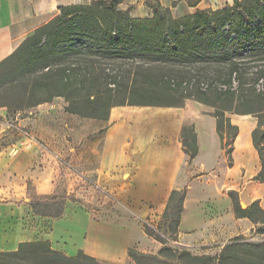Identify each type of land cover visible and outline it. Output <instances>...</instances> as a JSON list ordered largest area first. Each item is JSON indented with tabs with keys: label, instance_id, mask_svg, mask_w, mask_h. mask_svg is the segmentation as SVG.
Here are the masks:
<instances>
[{
	"label": "trees",
	"instance_id": "trees-1",
	"mask_svg": "<svg viewBox=\"0 0 264 264\" xmlns=\"http://www.w3.org/2000/svg\"><path fill=\"white\" fill-rule=\"evenodd\" d=\"M122 0H92L66 5L36 28L0 61V107L22 111L62 97L65 111L106 120L113 106H183L194 100L212 108L215 130L227 162L238 127L228 114L251 115L256 125L251 140L260 159L255 180H264V0H233L221 9H203L174 17L159 0H146L148 18H132L120 9ZM190 4L195 5L192 1ZM96 57L130 63L121 71L103 68ZM169 67L168 71L163 68ZM180 69H177V68ZM262 88H256L258 81ZM189 160L197 154L192 124L180 132ZM233 211L260 225L264 210L254 201L239 205L229 191ZM185 190L170 191L160 222H143L145 233L158 241L156 253L127 250L134 264H264V241L242 235L231 238L215 255H195L172 247L183 210ZM60 199L55 204L56 200ZM74 194L35 196L29 205L40 214L59 216L64 201ZM55 211L47 212L49 209ZM0 264H102L79 250L67 256L45 240L20 242L15 250L0 251Z\"/></svg>",
	"mask_w": 264,
	"mask_h": 264
},
{
	"label": "crops",
	"instance_id": "crops-1",
	"mask_svg": "<svg viewBox=\"0 0 264 264\" xmlns=\"http://www.w3.org/2000/svg\"><path fill=\"white\" fill-rule=\"evenodd\" d=\"M91 1L0 0V61L36 28L57 16L61 6ZM159 2L176 18L233 4V0ZM118 7L129 9L132 18L152 16L146 0H122ZM209 108L194 100L180 107H111L107 119L98 120L105 124L94 131L97 134L72 144L70 163L76 168L87 165L84 172L96 182L87 184L98 186L101 183L114 192L115 198L111 196L112 199L101 206L86 200L95 205L93 208L64 205L57 217L35 212L29 205L27 191L23 199L0 202V251L15 250L24 241L45 240L52 249L67 256H75L81 250L102 264H134L127 254L129 248L156 253L161 247L145 233L143 222H153L155 226L160 222L171 190H185L176 233L177 243L183 244L194 230L199 232L205 222L201 215L193 226H184L190 205L200 208L202 203L217 196L211 185L213 177L220 178L224 174L228 191L236 192L237 197L246 190L244 195L250 196V189L257 182L261 189L258 196H264V181L254 179L260 171V159L251 140L256 119L251 115L233 114L232 119L228 116L238 127L229 164L215 130L212 108ZM190 124L197 141V154L191 160L183 151L180 137L181 128ZM39 139L46 143L40 135ZM98 146L99 151L96 150ZM83 148L86 151L79 152ZM89 153H96L92 167H88L89 159L85 157ZM49 184V180L41 178L39 186H34L33 195H53L57 182L54 181L50 188ZM259 206L264 210L260 201ZM148 245L153 246L152 251Z\"/></svg>",
	"mask_w": 264,
	"mask_h": 264
},
{
	"label": "rangeland",
	"instance_id": "rangeland-1",
	"mask_svg": "<svg viewBox=\"0 0 264 264\" xmlns=\"http://www.w3.org/2000/svg\"><path fill=\"white\" fill-rule=\"evenodd\" d=\"M95 59L103 68L124 71L131 67L130 63H124V61L112 62L99 57ZM255 65H264V62L250 61L249 67ZM163 69L168 71L170 68ZM256 88H262L261 80L256 83ZM66 105L67 102L62 97H54L49 102L25 108L22 111L15 110L7 113L5 107H0V202L23 199L26 191L29 199H33L34 186H39L38 181L45 178L51 184L54 181L57 182L56 192L59 195L68 194L69 190L73 192L69 194H74L72 199L74 201L66 199L64 205L95 207L85 200L91 198L93 194L84 189L87 183L95 181L84 172L87 165L76 168L73 163H70V155L73 153L71 150L73 143L76 144L81 139L94 136L97 134L94 131L105 123H102V120L98 121L100 119L81 117L66 112ZM228 116L230 119L233 118V114ZM39 135L46 139V143L39 139ZM96 150L99 151V146ZM84 151H86L84 148L79 150V152ZM85 157L89 159L88 167H92L96 153H89ZM51 184L49 188L52 187ZM211 185L217 196L213 200L202 203L200 208L190 205L188 220L184 224V226H193L202 215L205 222L201 224L200 231L194 230V234H191L184 244L177 243V237L169 240L168 244L172 247L187 249L195 255H215L237 235H242L245 239L254 242L264 241V233L257 230L260 225L252 223L246 217L235 215L228 197L229 186L224 174L220 178L213 177ZM101 187L114 197V192L107 186L101 185ZM250 191V196H245V192L241 197L238 195L240 207L244 209L249 206L252 198H256L254 200L258 204L260 201L264 206V196H258L261 189L257 182L253 183ZM59 201L60 199L56 200L55 204L57 205ZM94 201L95 199L93 203ZM53 211H55L54 208L47 210L51 213ZM149 224L154 225L153 222ZM195 236L200 238L194 239ZM147 248L153 250L152 245H148Z\"/></svg>",
	"mask_w": 264,
	"mask_h": 264
},
{
	"label": "built area",
	"instance_id": "built-area-1",
	"mask_svg": "<svg viewBox=\"0 0 264 264\" xmlns=\"http://www.w3.org/2000/svg\"><path fill=\"white\" fill-rule=\"evenodd\" d=\"M84 189L88 193H92L94 196H91V198L89 197V199L86 198L85 200L93 203V199H95L94 204L97 206L105 205L112 199V197L106 191L95 184H86Z\"/></svg>",
	"mask_w": 264,
	"mask_h": 264
}]
</instances>
